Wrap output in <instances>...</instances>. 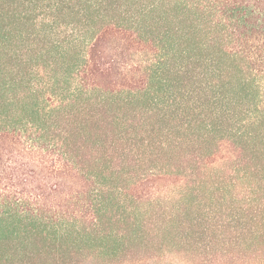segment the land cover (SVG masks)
<instances>
[{
  "label": "trees",
  "instance_id": "obj_1",
  "mask_svg": "<svg viewBox=\"0 0 264 264\" xmlns=\"http://www.w3.org/2000/svg\"><path fill=\"white\" fill-rule=\"evenodd\" d=\"M264 264V0H0V264Z\"/></svg>",
  "mask_w": 264,
  "mask_h": 264
},
{
  "label": "rangeland",
  "instance_id": "obj_2",
  "mask_svg": "<svg viewBox=\"0 0 264 264\" xmlns=\"http://www.w3.org/2000/svg\"><path fill=\"white\" fill-rule=\"evenodd\" d=\"M164 264H168V263H164ZM170 264H173V263H170ZM175 264H183V263L177 261V263Z\"/></svg>",
  "mask_w": 264,
  "mask_h": 264
}]
</instances>
